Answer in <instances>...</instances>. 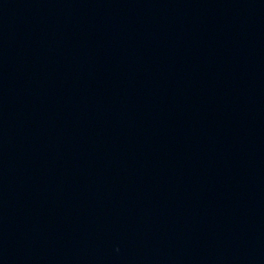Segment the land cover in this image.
I'll return each instance as SVG.
<instances>
[{
    "label": "water",
    "instance_id": "obj_1",
    "mask_svg": "<svg viewBox=\"0 0 264 264\" xmlns=\"http://www.w3.org/2000/svg\"><path fill=\"white\" fill-rule=\"evenodd\" d=\"M0 264H264V0H0Z\"/></svg>",
    "mask_w": 264,
    "mask_h": 264
}]
</instances>
